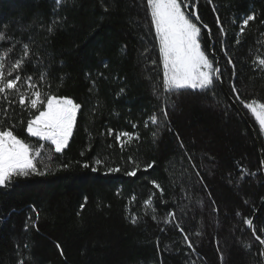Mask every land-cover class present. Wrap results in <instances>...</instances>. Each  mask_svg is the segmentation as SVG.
Instances as JSON below:
<instances>
[{"label":"trees","instance_id":"trees-1","mask_svg":"<svg viewBox=\"0 0 264 264\" xmlns=\"http://www.w3.org/2000/svg\"><path fill=\"white\" fill-rule=\"evenodd\" d=\"M185 2L207 25L202 50L219 64L208 89H164L147 0H0V32L10 38L0 51L15 45L14 61L28 43L23 74L44 97L81 105L59 153L26 132L35 109L8 108L4 126L49 172L0 188V264H264L255 238L264 239V137L241 102H264V70L254 63L264 58V0ZM125 132L133 139L122 136V146L116 136ZM149 196L152 208L143 203Z\"/></svg>","mask_w":264,"mask_h":264},{"label":"snow or ice","instance_id":"snow-or-ice-1","mask_svg":"<svg viewBox=\"0 0 264 264\" xmlns=\"http://www.w3.org/2000/svg\"><path fill=\"white\" fill-rule=\"evenodd\" d=\"M56 3L59 5L62 0H56ZM147 7L150 12L151 26L155 30V38L159 44L160 59L164 68L165 89L185 87L208 89L213 84V78H219L220 69L214 67L213 61L202 50L201 28L193 22L190 14H186L184 10L190 8L191 5L185 3V0H147ZM255 19L256 14L253 13L247 15L241 21L239 32L236 34L237 44L240 43V36L244 34L247 26ZM53 23L56 24L59 21ZM216 23L220 26L221 35L226 34V29L219 18H217ZM261 24H264V21H261ZM204 27H207V25ZM52 30V26H49L48 31L51 32ZM6 39L10 38L6 37L5 33L0 32V41ZM22 47V55L14 61H11L10 57L15 51V45L0 51V103L7 105V107L0 108V112L3 113V116L0 117V188H8L14 178H26L32 175L45 176L49 172L47 167L43 170L37 167L36 160L39 153L34 155L31 145L15 135L11 126H4L9 118V107L18 104L22 108L35 109L38 115H34L27 120L26 132L31 137L50 141L57 153L62 152L67 146L77 111L81 108L80 104L75 103L69 97H57L51 94L46 97L43 96L40 91V83L33 82V75L23 74L25 66L31 58V49L28 43H24ZM228 63L232 64L233 61L229 59ZM254 63L260 70H264V58L257 57L254 59ZM46 75L45 72L40 73V82L45 79ZM233 75H235V71H233ZM24 85H26V88L23 87ZM123 91L124 89H121V92ZM232 91L234 93L238 91L234 85ZM29 92L31 96L28 95ZM12 93L16 94L15 98L11 95ZM237 99H239V96H237ZM241 102L250 111L261 131H264V102L256 100ZM41 106L43 110H41ZM150 120L155 124L158 122V117L153 114ZM109 134H111V130H109ZM122 136L127 138V142H131L133 139V135L127 132L117 135L116 140L121 142L122 146L125 143L121 139ZM129 160H132V158L129 157ZM100 163L101 161H96L97 165ZM153 163L146 164L145 168H152ZM261 164L264 166V161H261ZM67 167L68 165L59 166V168ZM83 167L87 168L89 165L84 164ZM137 168H133L127 175L135 176ZM92 170L96 171V168ZM107 171L109 173L120 172L121 169L119 167H109ZM151 183L161 193L163 192V188L159 183L155 180ZM143 203L146 208H152L153 198L149 196ZM80 207L83 209L84 205L81 204ZM168 216L174 219L175 213L169 212ZM132 222L136 223V218H133ZM168 222V220H165V223ZM244 223L249 228L253 227V221L250 219H245ZM25 227L28 226L25 225ZM181 231H183L182 228ZM253 235H255V232H253ZM255 238L261 245H264V239H261L258 235ZM184 239L187 241L188 237L185 236ZM57 247L59 248L60 245L57 244ZM188 247H192L191 243L188 244ZM245 247H250V245L245 244ZM259 254L264 256V251ZM18 264H24V261L20 260Z\"/></svg>","mask_w":264,"mask_h":264},{"label":"water","instance_id":"water-1","mask_svg":"<svg viewBox=\"0 0 264 264\" xmlns=\"http://www.w3.org/2000/svg\"><path fill=\"white\" fill-rule=\"evenodd\" d=\"M186 3V2H185ZM185 11H186V13L187 14H190V17L192 18V19H194L195 20V22H196V24L198 25V27H200L201 29H204V30H207L206 29V27H204V25L202 24V23H200V21L197 19V16H196V13H191L189 10H188V8L187 9H185ZM219 64H218V62H217V67H219L218 66ZM215 78V77H214ZM218 82H219V79H217V78H215ZM263 174H264V169H263ZM252 220V219H251ZM249 228V227H248ZM250 230H252V228H249ZM264 257V256H263Z\"/></svg>","mask_w":264,"mask_h":264},{"label":"rangeland","instance_id":"rangeland-1","mask_svg":"<svg viewBox=\"0 0 264 264\" xmlns=\"http://www.w3.org/2000/svg\"><path fill=\"white\" fill-rule=\"evenodd\" d=\"M185 10V9H184ZM186 12V11H185ZM187 14V13H186ZM191 18V17H190ZM192 19V18H191ZM195 23V22H194ZM198 26V25H197ZM158 42V41H157ZM158 46H159V44H158ZM162 63V62H161ZM162 69H163V81H164V68H163V64H162ZM188 88V87H187ZM164 89H165V87H164ZM192 89V88H191ZM166 90V89H165ZM57 97H65V96H57ZM250 112V111H249ZM74 124H75V121H74ZM74 124H73V127H74ZM72 130H73V128H72ZM72 133V132H71ZM262 133H263V137H264V131H262ZM38 138V137H37ZM69 138H70V136H69ZM40 139V138H39ZM43 141H45V140H43ZM68 141H69V139H68ZM50 142V141H49ZM54 146V145H53Z\"/></svg>","mask_w":264,"mask_h":264}]
</instances>
